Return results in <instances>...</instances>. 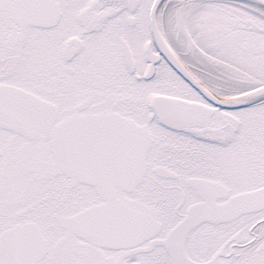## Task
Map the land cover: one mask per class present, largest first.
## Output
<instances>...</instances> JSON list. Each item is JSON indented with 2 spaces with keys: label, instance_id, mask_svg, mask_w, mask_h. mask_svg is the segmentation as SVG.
Returning <instances> with one entry per match:
<instances>
[{
  "label": "snow or ice",
  "instance_id": "snow-or-ice-1",
  "mask_svg": "<svg viewBox=\"0 0 264 264\" xmlns=\"http://www.w3.org/2000/svg\"><path fill=\"white\" fill-rule=\"evenodd\" d=\"M0 264H264V0H0Z\"/></svg>",
  "mask_w": 264,
  "mask_h": 264
}]
</instances>
